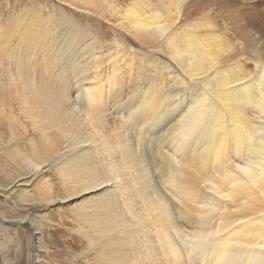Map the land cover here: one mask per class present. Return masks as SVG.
<instances>
[{
  "label": "bare ground",
  "instance_id": "bare-ground-1",
  "mask_svg": "<svg viewBox=\"0 0 264 264\" xmlns=\"http://www.w3.org/2000/svg\"><path fill=\"white\" fill-rule=\"evenodd\" d=\"M19 2L1 113L26 110L27 167L76 203L86 264H264V0Z\"/></svg>",
  "mask_w": 264,
  "mask_h": 264
},
{
  "label": "rangeland",
  "instance_id": "rangeland-1",
  "mask_svg": "<svg viewBox=\"0 0 264 264\" xmlns=\"http://www.w3.org/2000/svg\"><path fill=\"white\" fill-rule=\"evenodd\" d=\"M4 95L0 93V101ZM10 98L13 115L8 117L13 118L2 116L0 108V264H86L88 227L78 219L76 203H65L61 179L51 167L37 174L28 169L31 125L20 113L26 110ZM151 172L145 171V181L156 190ZM73 201L82 203L81 198Z\"/></svg>",
  "mask_w": 264,
  "mask_h": 264
}]
</instances>
